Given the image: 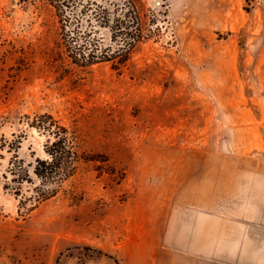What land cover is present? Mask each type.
Here are the masks:
<instances>
[{
    "label": "rangeland",
    "instance_id": "rangeland-1",
    "mask_svg": "<svg viewBox=\"0 0 264 264\" xmlns=\"http://www.w3.org/2000/svg\"><path fill=\"white\" fill-rule=\"evenodd\" d=\"M136 2L147 36L115 69L53 59L54 9L0 0V264H125L135 216L212 173L264 210V0ZM60 127L88 160L43 185Z\"/></svg>",
    "mask_w": 264,
    "mask_h": 264
},
{
    "label": "crops",
    "instance_id": "crops-1",
    "mask_svg": "<svg viewBox=\"0 0 264 264\" xmlns=\"http://www.w3.org/2000/svg\"><path fill=\"white\" fill-rule=\"evenodd\" d=\"M218 178L201 177L142 209L125 264H264V210L227 207Z\"/></svg>",
    "mask_w": 264,
    "mask_h": 264
},
{
    "label": "trees",
    "instance_id": "trees-1",
    "mask_svg": "<svg viewBox=\"0 0 264 264\" xmlns=\"http://www.w3.org/2000/svg\"><path fill=\"white\" fill-rule=\"evenodd\" d=\"M45 1L54 9L61 36L53 59L66 58L69 64L81 68L110 63L112 68L121 69L147 36L144 31L146 21L137 0ZM105 36H109L108 39ZM49 117L46 115L45 118ZM53 125L55 122L43 120L38 127L50 131ZM58 129L61 132L46 146L48 158H38L34 167L43 185L58 184V180L74 175L81 162L88 160L78 153L75 133H72L75 142L70 145L60 136L62 132L68 134L67 128ZM18 167L22 171L21 178H30V172L21 163ZM54 191V188L43 189L40 195L48 198Z\"/></svg>",
    "mask_w": 264,
    "mask_h": 264
}]
</instances>
